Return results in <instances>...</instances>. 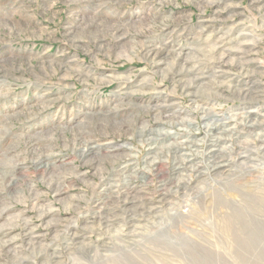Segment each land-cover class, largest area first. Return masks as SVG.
<instances>
[{
    "label": "rangeland",
    "instance_id": "rangeland-1",
    "mask_svg": "<svg viewBox=\"0 0 264 264\" xmlns=\"http://www.w3.org/2000/svg\"><path fill=\"white\" fill-rule=\"evenodd\" d=\"M218 35L225 44L248 37L253 45L244 66L217 60L215 47L201 42H217ZM192 47L190 61L203 84L187 93L168 64ZM153 48L164 51L160 59L149 55ZM218 65L221 73L207 77ZM167 107L175 110L171 118ZM250 110L264 116V0H0V239L10 244H0V264H125L130 252L148 264H200L159 233L179 223L159 217L169 205L160 201L158 184L162 179L171 191L177 184L189 190L170 199L180 202L172 216L186 202L207 204L208 191L194 187L193 170L172 174L180 144L148 148L183 144L189 155L181 158L196 162L205 183L215 188L217 182L227 198L234 190L215 179L207 157L217 148L210 145L215 129L226 128L231 132L213 144L233 162L231 169L240 162L239 147L249 150L259 188L264 128L248 130L237 117ZM233 114L237 118L226 119ZM153 128L176 135L148 144ZM86 141L94 146L92 161L79 153ZM154 151L156 161L146 164ZM39 164L52 166L53 176L43 175ZM110 185L117 196L103 214ZM122 186L129 204L120 201ZM202 218L217 264H264V249L239 251L205 213ZM252 221L260 225L264 217ZM187 228L188 235H209L193 221ZM154 244L161 249L146 248Z\"/></svg>",
    "mask_w": 264,
    "mask_h": 264
},
{
    "label": "bare ground",
    "instance_id": "bare-ground-1",
    "mask_svg": "<svg viewBox=\"0 0 264 264\" xmlns=\"http://www.w3.org/2000/svg\"><path fill=\"white\" fill-rule=\"evenodd\" d=\"M248 37L245 36H235L229 41V44H225L223 42V39L220 37V35L217 36V42L214 41L212 43H207L205 40H202V44L204 46L209 45L210 48H214L217 52V60H220L221 62H229L231 60H236L237 63L240 66H244L245 61H246V56L250 51L252 50V45L249 43V40H247ZM161 52L158 53V51L155 50V48L148 50L149 55H151L152 58L155 59H160L164 52L160 48ZM241 51L243 54H238L237 51ZM195 57V53L193 51V47L190 48L186 54L181 55L180 52L175 53V55L172 57L171 62L168 64V67L170 68L169 70H172L173 73L177 76V79L179 82L182 83L183 88L187 91V93H192V90H195L198 85L200 86L203 84V73H198L196 72L197 70L195 69L194 61H190ZM218 70H211L208 74L207 77L215 79V74H220L221 68L220 65L217 66ZM190 81V82H189ZM205 88V87H204ZM208 88V87H207ZM209 89V88H208ZM240 91V90H238ZM169 109L168 111L166 110V116L165 114H162L165 117L171 118L175 114V110H173L171 107H167ZM203 113L207 116L210 117H215V115L211 114L210 111H207L203 109ZM156 111L160 112L159 109ZM212 115V116H211ZM158 113L156 112L155 117L158 118ZM236 117V116H235ZM234 114L228 116V120H231V118H235ZM237 117L241 118V124L246 127V129H259L263 131L264 128V116L260 114L256 110H250L246 111L245 113L238 115ZM236 117V118H237ZM217 121H219V118H217ZM190 125L191 123L188 122ZM218 125V123H217ZM190 126H193L192 124ZM215 128V127H214ZM149 131L147 132V135L145 136L146 141L148 144H154L153 142L157 137H173L176 134L171 133V132H165L160 129H148ZM217 135L213 136V140H211V146H216L217 148L209 150L207 157L209 160V165L210 171L212 172L213 176H215V179H217V176L221 178L222 182L229 187H231L234 192H230V197L226 195L222 196L221 193L219 192V188H217V182H216V187H211L208 184L205 183V178L203 177L205 174V171L202 169H197L196 162L187 163L185 162V158H181L184 155H189L186 153H183L182 151L184 149H187V147H183V144L179 143L178 141H172L168 143L166 146L163 147H158L155 148L149 147L148 149H157L158 151L164 147L168 148L171 146L175 147L177 149L176 144H180L178 146V150L176 151V156L174 161L172 162V167H171V172L172 174H180V172L183 170V168H186L188 170H193L195 172V179L199 184L194 186L196 189H201L206 193V197H208L207 204L204 206L203 204V199L200 200L201 204L198 205L197 200L196 201H191V203L186 202L184 206H182V209H178L175 215L172 216L171 212L172 210H176L175 207L177 205H180L179 201L173 202L170 199H174V195L180 194V196H184L185 192H189L187 189V186H183V184H177L178 189L175 191H171L170 188L167 187V183L164 180H160L158 184V190L160 192V201H165L167 200L169 209H167V213L164 212V210H159L158 214L159 217H167L171 216L173 219L175 218L178 220L175 228H166V229H161L159 230V233L162 235L167 236L168 242L174 243L178 247H181L182 253L186 254L188 257H190V260L193 261L194 263H198L203 260L204 263L206 264H217V254H216V249L211 241V238L213 234L210 231V228L206 225L202 226V213H205L206 218H210L213 224V226L217 229H219V232L222 234V237H224L226 240L232 241V246L238 249L239 251L251 249V250H259V249H264V223H261L260 225H256V221H252L258 216L264 217V181L262 184L259 186V188H256L253 185L254 178L252 176V173L259 174L257 169L255 168L252 161L250 163L248 162L251 156L249 155V150L248 151H243L241 147H239V157H240V162L238 163L236 168H230L233 165V162L231 160H223V154L221 151V146L213 144L215 141L220 142L221 140L224 139L223 134L226 131H230L226 128H219L217 127L216 129ZM152 132H155L154 135H152ZM264 132V131H263ZM262 132V133H263ZM261 133V134H262ZM261 138L263 137V134L260 136ZM264 141V139H263ZM241 145V144H239ZM242 146V145H241ZM245 146V145H244ZM84 147L87 149L84 150L82 147L80 150V154L84 157L83 159L86 161H92L93 159V153L92 149L94 146L92 144H89L87 141L84 143ZM258 150L261 151V154L264 155V145L262 147H259ZM158 151H154L152 156H148L146 158V164H153L156 161V153ZM178 152H181L178 154ZM91 153V154H90ZM193 156V154H192ZM254 161V159H252ZM41 168H43V175H47L49 178L53 176V171L51 168H46V165L39 164ZM225 173L227 178L225 176H220L221 173ZM225 177V178H224ZM172 179V178H171ZM231 179V180H230ZM204 185H207L204 187ZM115 188V186L110 185L107 190H105L104 195H106L107 199L105 200V203L102 205L104 206L101 210L103 214H106L108 210L107 208V203L110 201L113 197L117 195H113L111 191ZM180 192V193H179ZM129 193L127 190L122 186L119 192V198L120 201H122L125 204L131 203V200L128 202H125L126 198L128 197ZM203 198V197H202ZM190 201V200H189ZM1 204V203H0ZM155 210L156 207H153ZM206 210V211H205ZM99 211H96L95 214H98ZM156 211V210H155ZM157 212V211H156ZM164 215H163V214ZM251 215V220L249 222H246L247 216ZM257 217H256V216ZM188 221H193L195 225L198 227L204 229L207 231L208 234H204L201 230H198L197 232H191L189 235L186 232L187 228V223ZM258 221H260L258 219ZM249 223V224H248ZM158 227L162 225L160 222L157 224ZM132 231L136 230L135 224H132ZM181 229V230H180ZM158 230V229H157ZM131 231V232H132ZM156 231V230H155ZM153 230L150 231L148 230L149 234H152ZM178 233L181 235L179 237ZM258 233V234H257ZM260 235H263L260 237ZM257 236L260 238L257 239ZM179 237L181 240L179 243L175 242L174 240ZM139 240L135 242L136 246L139 244ZM0 244L4 247H10L9 241H4L3 239H0ZM130 246H127V249ZM144 247V245H143ZM149 250H157L161 249L159 248V245L154 244L153 246H149ZM179 250V251H180ZM180 251V252H181ZM133 252L128 253L129 256V261L125 264H148L146 262V258L139 259L135 255L132 254ZM132 254V255H131ZM98 258V257H95ZM187 258V257H186ZM99 259V258H98ZM101 261L106 260V257H102L100 259ZM114 262H116L115 259H113ZM76 262L73 260V264ZM102 264V263H100Z\"/></svg>",
    "mask_w": 264,
    "mask_h": 264
}]
</instances>
